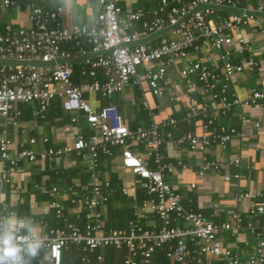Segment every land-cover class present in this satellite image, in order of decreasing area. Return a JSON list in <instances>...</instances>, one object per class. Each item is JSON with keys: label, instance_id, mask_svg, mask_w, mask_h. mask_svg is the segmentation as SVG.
<instances>
[{"label": "built area", "instance_id": "2783aa9c", "mask_svg": "<svg viewBox=\"0 0 264 264\" xmlns=\"http://www.w3.org/2000/svg\"><path fill=\"white\" fill-rule=\"evenodd\" d=\"M97 4L99 10L90 25L74 23L66 27L58 19L61 7L45 9L38 0H28L29 24L13 27L6 23L0 29V116L5 122L17 123L20 115L17 103L34 102L32 114L43 117L49 101L59 97L65 110L82 112L87 126L93 130L88 136L79 135L70 143L49 146L43 151L49 160L75 153L88 171L87 183L66 188L70 202L83 209L81 225L67 221L40 232L48 240L51 264H62L63 251L72 244L82 249V264H96L90 261L88 254L106 246L124 248L122 264H157L154 259L159 251L168 264H214V260H220L221 264H264V222L260 225L251 221L245 223L256 238L252 252L245 256L233 252L217 237V232L238 228L242 223L241 214L231 212L230 221L214 222L200 211L184 208L180 194L165 176L174 166L185 168L186 165L180 160L167 161L161 151L164 138L202 152L211 144L224 148L234 134H242L235 127L213 126L214 116L207 114L208 101L215 102L220 112L235 105L264 104V89L252 87L244 98H239L231 89L234 76L242 71H254L258 62L249 40L243 35L233 40L228 33L255 22L264 39V0H256L252 8L239 6L238 0H159L151 17H147L142 8L123 11L120 0H97ZM14 5L16 0H2L0 9ZM223 9L228 10L229 15L218 19L216 13ZM135 22L139 23L137 29L132 27ZM165 28L169 34L162 32ZM153 38L154 44H146V40ZM64 44L70 48H63ZM204 45L218 53L220 68L199 57H189L201 52ZM234 55H241L242 59L233 60ZM78 56L83 62L82 74L93 77L100 68L104 79L76 84L71 72L73 60ZM182 59H188L179 69L183 82L190 85L195 79L200 84L201 95L207 97L202 96V103L197 105L194 96H190L185 112L187 119L205 117L201 134L188 131L172 138L166 128L176 124L174 117L129 128L114 104L95 109L83 95L84 92H100L111 96L126 84L139 85L145 81L153 96L167 95L173 101L166 74L175 61ZM142 103L149 109L146 100ZM148 114L152 116L153 111L149 109ZM246 123L247 119L241 116V125ZM209 126L212 129L209 130ZM10 145L11 139L3 130L0 159L9 165H16L22 159H35L32 149L23 147L11 152ZM136 145H142L145 151L135 149ZM113 146L120 147V165L139 178L147 198L134 208L133 217L125 227L105 230L100 206L106 201L103 190L109 189L110 184L101 178L98 156L100 153L111 155ZM148 158L154 166H150ZM230 163L238 164V159ZM198 166V175L202 176L209 169H224L226 163L202 156ZM223 178L230 179L228 175ZM122 191L127 192L126 184L122 185ZM21 192L22 188H15L16 196ZM45 192L53 197L50 204L55 214L62 216L61 203L56 199L60 194L58 188L50 186ZM235 198L251 200L248 211L264 216V193L242 191L237 192ZM1 210L0 217L15 214L5 206ZM149 215L157 216L158 222L150 226L142 222ZM177 220L181 222H175ZM95 258L102 260L101 254H96Z\"/></svg>", "mask_w": 264, "mask_h": 264}, {"label": "crops", "instance_id": "0c3cea01", "mask_svg": "<svg viewBox=\"0 0 264 264\" xmlns=\"http://www.w3.org/2000/svg\"><path fill=\"white\" fill-rule=\"evenodd\" d=\"M38 2L45 9L61 7L62 11L58 19L66 27L74 23L90 25L99 10L97 0H38ZM27 3L28 0H16V5L0 9V29L6 23L13 27L27 26L29 24ZM158 3L159 0H120L123 11L142 8L147 17L152 16ZM255 3L256 0H242L240 5L252 8ZM66 7L73 8L75 15L66 12ZM228 15L229 11L225 9L218 10L216 13L218 19ZM132 27L139 28V23L135 22ZM162 32L169 34L167 28ZM228 33L233 40L238 35H243L249 40L253 46V56L258 62L254 71H242L234 76L231 89L239 98H244L252 87L264 89V39L256 29L255 22ZM154 40L155 38L148 39L145 42L152 45ZM63 48L67 49L70 46L64 44ZM189 57H199L218 68L221 66L218 53L209 45H204L201 52L197 55L191 54ZM241 59V55L233 56V60ZM186 60L188 59L175 61L166 74L167 85L174 94L173 101H170L167 95L153 96L145 81L139 85L126 84L121 91L114 92L111 96H103L100 92H84L83 95L95 109L109 103L114 104L129 128L146 126L151 120L160 121L167 117H174L177 120L176 124L166 128L172 134V138L188 131L201 134L205 117L185 118L189 97L194 96L197 105H200L204 96L200 93L198 81L194 79L192 84L186 85L180 77L179 69ZM75 65L78 68L74 71ZM82 65L81 57L78 56L73 60L71 76L76 84L104 79L100 68L96 70L93 77L82 74ZM144 100L153 111L152 116L148 114L149 109L143 106ZM208 102L207 114L214 116L213 126L235 127L241 130L242 134H234L224 148L211 144L202 152L190 149L187 144L175 145L171 140L164 138L161 151L165 159L173 163L180 160L186 165L185 168L174 166L165 179L180 194V203L184 208L200 211L214 222L230 221V213L239 212L242 217L241 225L236 229L218 231L217 237L233 252L245 256L252 252L256 241L255 236L247 230L245 223L251 221L255 225H260L264 222V216L251 214L248 209L252 201L236 200L235 194L242 191L264 193V104L243 107L235 105L225 112H220L215 108V102ZM34 106V102L17 103L16 107L20 110V115L16 124L6 123L0 116V134L4 130L6 136L11 139L10 151L15 152L25 147L32 149L36 154L34 160L22 159L13 166L0 159V180H2L0 182V212L2 206L14 210L18 217L29 218L41 232L51 226L48 222H59L56 226H62L67 221L83 222V209L70 202L66 188L69 185L79 186L88 181L85 163L77 154L71 153L63 158L49 160L43 154L44 149L49 146H63L79 135L88 136L93 130L87 126L82 112L65 110L59 97L49 101L43 117L32 114L31 110ZM241 116L247 119L245 126L241 125ZM73 117H75L74 121L71 120ZM210 129L212 126H209ZM31 138L34 142H30ZM133 147L139 151H145L142 145ZM111 150L112 154H103L107 158L103 157L104 159L102 158L98 164L101 178L109 181L110 173H115L120 180L121 190L122 185L126 184V193L134 194L135 188L140 186L139 178L120 165V147L113 146ZM202 156L224 162L226 167L221 170L209 169L200 176L198 162ZM234 158L238 159V164L230 163ZM148 160L150 166H154L151 158ZM235 174L238 176L234 177ZM224 175H228L230 179L225 180ZM5 179L8 181L5 182ZM190 183H194V186H189ZM50 186H56L60 191L56 199L61 203L62 216L55 214L50 204L53 197L45 192ZM15 188H22L18 196L15 195ZM138 205H134L133 211ZM100 210L102 220L105 222V204L100 206ZM142 222H148L150 226L151 223L158 222V218L155 215H149L148 219ZM214 264H221V261L214 260Z\"/></svg>", "mask_w": 264, "mask_h": 264}, {"label": "trees", "instance_id": "16d2710c", "mask_svg": "<svg viewBox=\"0 0 264 264\" xmlns=\"http://www.w3.org/2000/svg\"><path fill=\"white\" fill-rule=\"evenodd\" d=\"M241 1L242 0H238L239 6H241ZM75 68H78V66L74 67V71ZM103 157L107 158L106 155L104 156L103 154H99L98 164ZM86 176H88V173L86 174ZM109 183V189L103 190L106 194V219L104 222V227L106 230L114 228H123L126 225L127 221L133 217L134 205L140 204L145 198H147V195L140 186H137L135 188L134 194L130 195L126 192L123 193L121 190L120 180L117 179L115 173H110ZM48 223L51 226H56L57 224H59V222ZM81 223L82 222H76V224L78 225H81ZM124 252L125 250L122 247L116 248L114 246H106L104 248L97 249L94 253H89L88 258L90 259V261L96 264H122ZM82 254L83 251L80 246L72 244L63 251L62 264H82L80 260ZM96 254H101V261L96 260ZM154 261L157 264H168L167 259L163 256L160 251L157 253ZM32 264H41L40 258H34L32 260Z\"/></svg>", "mask_w": 264, "mask_h": 264}, {"label": "clouds", "instance_id": "9594fccd", "mask_svg": "<svg viewBox=\"0 0 264 264\" xmlns=\"http://www.w3.org/2000/svg\"><path fill=\"white\" fill-rule=\"evenodd\" d=\"M65 11L75 15L73 8ZM47 249V238L29 218L14 213L0 217V264H32L37 257L41 264H51Z\"/></svg>", "mask_w": 264, "mask_h": 264}]
</instances>
